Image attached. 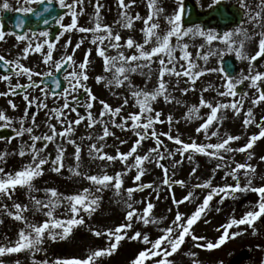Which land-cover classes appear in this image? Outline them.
Wrapping results in <instances>:
<instances>
[{
  "label": "snow or ice",
  "instance_id": "1",
  "mask_svg": "<svg viewBox=\"0 0 264 264\" xmlns=\"http://www.w3.org/2000/svg\"><path fill=\"white\" fill-rule=\"evenodd\" d=\"M136 0H118L120 19L116 22L121 28L133 29L135 21H142L143 33L142 42H138L133 36L129 35L126 39L123 35L114 31L111 25L103 23L101 20V9L104 5L100 0H95L94 4V25L91 27L82 26L79 24V17L85 12V0H58L59 7L67 10V15L70 16V23H63L64 15L56 18V23L60 27L59 33L49 40V32L41 31L39 33L32 32L31 34H9L15 35V39L24 44L21 51V56L15 60L6 59L4 55H0V62H3V67L10 69V74L0 75V81H5L8 84L6 91H0V97L21 96L25 102L24 115L19 119L18 126H14L13 118L7 114V111L0 109V128L12 127L15 136L7 139L6 142L11 143L12 139L20 138L21 147L17 155L20 157L30 156L28 163L14 171H7L5 166H0V201L3 198L12 200L11 205L0 203V212L11 217L23 226L19 228L17 238L14 241L0 243V264H5L3 257L6 255L21 253L27 251L31 254L32 264H99V258L112 255L120 243L125 240H133L142 242L145 247L131 260L130 264H175L173 257L185 244L186 238H191L195 248L213 250L223 245L228 239L238 237L243 231L229 230L236 227L239 229L241 225H246L253 228L255 232V222L264 217V183L260 185L254 184L256 166L248 162H235L232 167L228 163L227 154L233 153H248V161L253 158V153L249 150L254 148L257 141L264 139V115L257 119L253 109L264 103V71L256 68L255 62L259 59H264V0H258L253 4H249L248 0H238L240 9L243 10L245 19L241 21L232 30H225L222 33L215 30H206L200 25L192 27L185 26L183 17L186 13L184 0H176L177 7L172 14L165 17L167 25L164 29L159 23L160 13L164 9L158 5V0H147L148 13L146 17H142L136 13L130 15L129 11ZM52 0H47V4H51ZM224 0H211L208 5L209 9L218 8ZM32 5H45V0H23L14 11L29 14L35 12L40 15ZM10 4L8 0H3L0 3V10H9ZM44 12H49L47 6L44 7ZM47 24L48 21L44 20ZM24 21L19 20L17 27H23ZM246 25H250L251 29ZM259 29V31H257ZM78 31L79 33H90V43L95 46L96 54L103 60V71L110 73L111 78L106 79L105 76L99 75L95 77L96 83H101L106 80V87L115 86L116 88L127 87L130 90V95L134 103L130 104V100L126 95L122 99L120 106H113L104 99H99L93 92V89L88 86L90 57L92 49L89 48L83 57V60L77 62L75 55L77 50L85 43L82 37L72 47L71 52L68 48L72 45L71 37L63 44L65 54L59 59H56L54 52L59 45V41L66 33ZM186 37L202 38L201 48L207 46V50L201 53L196 51L193 53L187 42H184ZM240 37L239 40L236 38ZM257 37V48L254 52H246V42ZM5 39V33L0 31V41ZM219 42L224 46V50L229 53H235L236 57L245 60L248 63L247 72H241L238 76H232L225 72V69L216 67H201L197 60H203L207 64L210 56L217 55V52L212 48L214 42ZM115 50L116 54H109V50ZM125 50H131L130 54H126ZM179 50V55H177ZM32 53L40 54L42 63L48 66L46 71H38L30 66H26L22 60L29 58ZM223 53H221L222 55ZM158 65L157 84L154 88L147 87L138 88L133 83L131 76L133 73L139 72L141 75H147L151 79L152 66ZM67 66V67H65ZM71 69V71H68ZM147 69V73H145ZM64 71L63 80L67 82V86L59 93L52 91L46 85L41 86L43 77H52V83L56 88L61 87L59 80L55 79V73ZM224 72L222 77L223 83L220 88L215 89L218 100H208L203 92L209 89L204 88L199 97L198 105L193 104L188 107L187 114L184 119L191 121L193 119H201L202 122L195 129L196 133H202L205 139L209 142H198L195 139L185 141L179 134L173 135L172 124L178 123L174 121L172 115L163 118V113L155 109L154 104L159 98H163L165 102L171 103L175 98L170 94L169 87L171 86L167 77L174 76L177 79V86L182 78H187L186 83L191 84L190 87L180 89L183 94H188L190 91H195L197 81L206 73ZM15 76L17 82L12 83V77ZM27 79V83H20L21 78ZM41 78L39 81L35 78ZM248 83V88L254 92H238V86ZM211 87V86H210ZM31 89H36L40 95H32ZM85 94V100L81 101L78 93ZM57 98L62 100V104L52 107L47 113L48 133L41 135L35 134V130L40 127L37 123V116L31 115L28 111L33 105L36 109H49L48 98ZM231 98L226 100V98ZM249 102L251 107L244 110L245 102ZM98 102L102 107L97 116L93 114L94 103ZM179 104L180 100H175ZM7 104L11 109L15 110L18 105L8 99ZM79 105L86 110V114L82 115L77 107ZM131 107L134 110L124 114L123 109ZM207 108L209 112L206 118L200 116L201 109ZM223 110H232L236 116H243L242 127L247 129L254 126L258 132L247 137L246 143L243 146L232 147L233 142L241 140L240 135L225 134L218 142H210L213 137H220L219 124ZM69 113H75L76 118H70ZM30 117L31 124H27V119ZM107 118V119H105ZM55 120L57 123H51ZM87 121V127L93 128L100 125L102 134L96 137L97 142L90 143L88 152L93 159L101 161L113 162L119 161L124 165L123 171H117L114 175L103 172L102 174L82 173L80 170V161L82 155V147L73 138L76 126ZM167 123L169 129L166 132H157L156 125ZM27 125V126H26ZM112 128H119L123 131H131L135 137L129 150L122 152L119 148L115 150V155L109 154L104 149L107 147L105 143H100L106 138L115 135ZM215 128V130H211ZM27 136V140L23 138ZM161 137H166L168 141H172L177 147L175 150L169 149ZM59 139V142H58ZM89 140L93 137L89 136ZM146 140L154 141V147L147 150V153L138 154V149ZM127 140H120V144H127ZM50 144H55V158L51 160V171L61 173L65 164V155L67 145L74 146L73 157L75 166H70L68 171L74 176H81L91 182L95 191L92 188L85 187L82 190L65 195L58 192L55 188L45 190L46 199L42 200L32 192L35 189L33 181L35 178L44 174L45 165L50 163L49 159L42 154L48 149ZM42 145V146H38ZM187 154V155H186ZM196 154L204 155L210 159L218 160L212 168V173L215 174L221 169H226L224 172L225 180L231 177L234 183H223L217 185L214 183V175L203 179L192 186V188L181 199L172 196V203L177 206L174 218L171 223L160 229V233L155 239H151L146 232L134 231L129 235V231L133 229L135 222H142L145 226L149 224H159L152 215V210L155 205L150 200L146 202L142 211L134 206L133 193L142 192L145 189H150L159 199L160 187L165 186L171 192L173 184H179L186 187L182 180H173L169 176V168L165 167L160 161L172 159L174 162L172 168L181 164L186 158L190 163L194 162ZM179 155L180 160H175V156ZM8 152H0V165L6 164ZM155 157L156 166L163 172L161 185L154 183L142 182V177L146 174L145 162L151 163ZM129 158H133V163L129 164ZM264 161V156L260 157ZM199 165L191 169L190 175L195 176ZM136 169V174L132 177L134 187L126 189L127 199L124 201L126 206V214L124 222L113 228L105 229L104 231L90 229L96 237H106L108 246L90 250L86 256L77 257H57L54 260L42 259L37 260L36 254L45 251L43 244L46 238L52 241L65 240L69 238L75 227L85 223L81 213H94L100 206L101 197L97 193L102 192L106 188H112L117 195H121L125 183L124 177L128 175L132 169ZM243 170L245 182L241 183L240 174ZM175 173L173 172L172 175ZM17 188H26L29 193V199L32 203V208L36 212H42L45 219L37 222L30 220L26 213L32 210L28 204L16 202L13 196ZM205 190L203 200L199 203L195 210L190 214L179 211V206L187 202H192L196 198L195 190ZM251 192L257 195L258 199L249 210L240 217L232 216L229 220L221 224L216 229L221 232L219 237L213 241L205 236L195 234L194 225L206 215L210 207V202L214 198L219 197L220 203H223L227 198H236L237 193ZM50 193V195H49ZM66 203L68 212L66 218H59L55 213L56 210ZM137 203H143L137 202ZM220 209L217 208V211ZM169 212L172 211L170 208ZM208 221L205 220V223ZM0 223H3L0 220ZM7 240V238H5ZM203 241V243H200ZM185 255L195 257V252H188ZM15 264H20L17 260ZM192 264H200L197 259L192 260Z\"/></svg>",
  "mask_w": 264,
  "mask_h": 264
},
{
  "label": "rangeland",
  "instance_id": "2",
  "mask_svg": "<svg viewBox=\"0 0 264 264\" xmlns=\"http://www.w3.org/2000/svg\"><path fill=\"white\" fill-rule=\"evenodd\" d=\"M58 3V0H55ZM185 1V0H184ZM195 2L196 9L205 10L208 9V5L211 3V0H191ZM3 0H0L2 3ZM10 4V9H15L19 6V4L23 3V0H8ZM66 2H70V0H66ZM100 2L104 5L101 9V20L103 23L111 25L114 31L120 32L123 37L126 39L129 35L133 36L138 42H142L143 33L140 31L143 27L142 21H135L133 29H124L121 28L116 22L120 19L119 12L121 11L118 6V0H100ZM254 2H258V0H248V3L251 5ZM225 5L234 4L239 7L238 0H224ZM94 4L95 0H85V12L79 17V24L86 27H91L94 25ZM158 5L164 9V12L160 13L159 23L161 24V28L164 29L167 25L166 16L172 14L173 10L177 7L176 0H158ZM35 5H32L34 7ZM240 8V7H239ZM242 10V9H241ZM4 10H0L3 12ZM243 12V10H242ZM140 14L142 17H146L148 13L147 8V0H136L135 4L132 5L129 14ZM65 19L63 23H70V16L64 15ZM245 19L244 14L242 17V21ZM195 25H200L202 28L206 30H215L217 32H223L225 30H232L235 26H226L220 27L217 24L205 25L202 23H194L190 25H185L188 27H192ZM251 29L250 25H246ZM259 31V29H257ZM71 37L72 45L68 48V52H71L72 47H74L75 43L78 42L82 37L85 39V43L81 46L79 50H77L75 55V60L80 62L83 60L85 52L91 48V63L89 67V76L90 79L87 82L88 86L93 89L94 94L99 99H104L108 103L113 106H120L122 103V99L127 95L130 104L134 103L131 98L130 90L127 87L116 88L115 86L106 87V80L101 83H96L95 77L99 75L105 76L106 79L111 78L110 73H105L103 71V60L100 58L95 52V46H93L91 41L90 33H79L78 31H74L72 33H66L64 37H62L59 41V45L54 52V56L56 59H59L61 56L65 54V50L63 49V44ZM237 40L240 37L236 38ZM257 37H254L252 40L246 42L245 51L246 52H254L257 48ZM13 41L10 37H5V39L0 43H6ZM184 42H187L190 46V50L195 53L196 51H200L203 53L207 50V46L205 48H201L200 44L203 42L200 37H186ZM4 51H8L7 47H1ZM212 48L217 52V55L210 56L207 64L203 60H197V63L201 65V67H216L220 68V61L225 57H234L237 61V71L233 75L238 76L241 72H247L248 63L245 60L238 59L235 53H229L224 50V46L220 44L218 41L214 42ZM126 54H130L131 50H125ZM221 53H223L221 55ZM109 54L115 55V50H109ZM29 55V58L26 60H22V62L26 66H30L38 71H46L48 70V66H45L42 63V58L40 54L35 57ZM177 55H179V50H177ZM19 56V55H18ZM18 56L10 58H16ZM255 66L258 70L264 71V59H259L255 62ZM147 73V69L144 70ZM157 74H158V65L154 64L152 66L151 79L148 78L147 75H141L139 72L133 73L131 79L133 83L138 88L147 87L148 89H152L157 84ZM224 76L223 72H215L210 74H205L202 78H200L196 85L195 91H190L188 94H183L180 89L184 87H190V83H186L187 78H182L177 86V79L172 77H167L169 84L170 94L175 98L171 103L165 102L163 98H159L158 101L154 104L156 110L161 111L163 113V118L166 119L168 115H172L174 121H178V123L172 124V133L173 135L179 134L185 141H190L192 139L197 140L198 142H209L205 139V136L202 133H196L195 129L202 122L201 119H193L191 121H187L184 119L187 114L188 107L193 104L198 105V100L200 95L202 94V90L204 88H208L207 92H203V95L208 100H218L220 99L217 96L215 89L220 88L223 83L222 77ZM38 78V77H37ZM35 78V79H37ZM13 81H17L16 78L12 77ZM27 81L26 77L21 78L20 82ZM248 83L245 82L243 85H239L238 88L241 89L240 93L243 92H254V90H250L248 88ZM211 86V87H210ZM220 90H223L220 88ZM79 94V93H78ZM40 95V94H38ZM37 95V96H38ZM231 98H226L230 100ZM85 100V97L82 101ZM175 100H180L181 102L177 104ZM49 104V109L38 110L35 105L28 109L31 115L37 116V123L40 125L39 128L35 130V134L41 135L44 133H48L49 129L47 126V116L46 113L54 106L58 104ZM62 104V100L60 101ZM9 107V108H8ZM26 104L24 103L19 109L13 111L10 106H6L4 109L8 112L7 114L13 118L14 126H18L19 119L24 115V109ZM101 105L98 102L94 103V107L92 109L94 116H97L99 111L101 110ZM248 107H251L249 102H245L244 110L246 111ZM77 110L82 114H86L85 108L77 105ZM134 110L131 107H125L123 109L124 114L128 111ZM254 115L257 119L260 116L264 115V103L255 107L253 109ZM209 112V109L203 108L201 109L200 116L206 118V114ZM221 122L219 124L220 137H213L210 142H218V140L225 136V134H233L240 135L241 140L238 142H233L232 147L243 146L246 143L247 137L253 133L258 132L254 126L250 128L242 127L243 116H236L232 110H223L220 114ZM71 119H75V113H69ZM27 124H31L30 117L26 118ZM107 119V118H105ZM51 123H57L55 120H52ZM27 126V125H26ZM169 129V125L167 123L156 125L157 132H166ZM115 135L106 138L105 141L100 143H105L107 147H105V151L109 154L115 155V150L119 148L122 152H127L134 141L135 137L131 131H123L119 128L111 129ZM215 130V128L211 129ZM102 134V128L100 125H96L93 128L87 127V121L81 123L79 126H76L75 133L73 138L76 140L78 144L82 147V155L80 161V170L82 173L88 174H102L103 172H107L108 174L114 175L117 171H123L124 165L121 164L118 160L113 162L101 161L99 159H93L89 156L88 148L90 143L97 142L96 137ZM92 136L93 139L89 140L88 137ZM27 140V136L23 138ZM164 140L165 145L171 149L175 150L177 147L172 141H168L166 137H161ZM120 140H127V144H120ZM59 142V139H58ZM42 146V145H38ZM66 147V155L64 161V168L61 173H55L51 171L52 165L51 160L55 158V144H50L48 149L42 154L46 156L50 163L45 165L44 174L40 177L35 178L33 181L35 189L31 193V195L36 196L39 199H46L45 190L49 188H55L58 192L63 193L65 195L76 193L82 190L85 187L92 188L93 192L95 191L94 186L91 182L87 181L81 176H74L71 172L68 171L70 166H75V160L73 157L74 146L72 145H64ZM21 147V139L16 138L11 140V143H6L5 145H0V152H8L9 156L7 157L6 164L0 165L5 166L7 171H14L21 168L24 164L28 163L30 160V156L20 157L16 153L20 150ZM151 147H154V141L146 140L143 142L142 146L138 149V154H145L147 150ZM253 153V158L251 161H248V153H233L227 154L228 163L231 164L232 167L235 166V162H248L256 166L257 172L254 178V184L260 185L264 183V161L260 160L261 156H264V139L257 141L254 145V148L249 150ZM187 155V154H186ZM175 160H180L181 157L176 155ZM133 158H129L128 163H133ZM172 159H165L160 161V163L164 164L165 167L169 168V176L173 180H182L185 182L186 187H182L179 184H173L172 191L170 192L167 187L161 185V181L163 179L162 170L156 166L155 157H153V161L151 163L145 162V172L146 174L142 177V182L144 183H154L155 185H161L160 187V196L159 199L156 198L155 194L150 189H145L142 192L133 193L134 206L142 211L147 201H151L154 203L155 207L152 210V215L160 221L159 224H149L145 226L142 222H135L134 227L130 231H141L146 232L151 239H155L160 233V229L168 226L171 223V220L174 218L175 211L177 206L172 203V196L175 195L177 199H181L187 192L192 188V186L198 182H201L203 179H207L209 176L214 175V183L217 185H221L225 182L234 183L231 177H228L225 180L224 172L226 169H221L217 173H212V168L216 163H220L218 160L210 159L207 156L196 154L194 157V162H189L186 158L183 162L176 166L175 169L172 168L173 164ZM199 165L198 171L195 176L190 175L191 169ZM175 173L172 175V173ZM136 174V169H132L128 173L126 177H124L125 183L122 189L121 195H117L115 190L112 188H106L102 192L97 193L101 197L100 206L94 213H81L84 217L85 223L83 225L77 226L73 229L72 234L69 238L65 240H56L52 241L46 238L45 247L48 244L59 243L61 244V248L67 250V257L77 256L83 257L86 256L90 250H95L97 248H103L108 246V241L106 237H96L93 235L90 229H97L104 231L108 228H113L114 226L123 223L124 217L126 214V206L124 201L127 199L126 189L129 187H134V182L132 177ZM241 183L245 182L243 176V170L240 174ZM205 194V190L196 189L195 196L196 198L192 200V202H185L184 204L179 206V211L185 213L186 215H190L195 207L202 202L203 195ZM50 195V193H49ZM258 199L257 195L251 192L246 193H237L236 198H227L223 203H220V198L216 197L212 202H210V207L206 212V215L202 216L200 221L194 225L195 234L198 236H205L209 240L215 241L221 232H217L216 229L219 228L221 224L226 223L230 217L235 216L236 218H240L245 211L249 210L250 205L254 204ZM13 200L16 202H21L23 204H28L30 208H32V203L29 199V193L26 188H17L14 193ZM143 203H137L141 202ZM0 203H7L11 205L13 203L12 200H7V198H3ZM172 209L169 212V209ZM217 208L220 210L217 211ZM68 212V206L66 203L62 204L57 210L56 215L59 218H66L65 214ZM30 220H34L37 222L43 221L45 217L42 212H36L34 208L31 211L26 213ZM0 220L3 223H0V243H7V241H14L17 238V233L19 228L23 225L11 217H8L6 214L0 212ZM205 220L208 222L205 223ZM256 234H253V228H250L246 225H241L239 229L236 227L230 229L229 231H243L244 234L228 239L223 245L213 250H206L201 248H195L193 240L191 238H186V242L182 245L181 249L170 259L174 260L175 264H192L193 259H197L200 261V264H264V217L257 220L254 225ZM129 231V232H130ZM7 238V240L5 239ZM127 240H123L119 246L125 243ZM133 244L139 243V241H132ZM142 243V242H140ZM200 243H203L201 241ZM143 244V243H142ZM144 245V244H143ZM145 246V245H144ZM44 247V248H45ZM195 252L196 256H188L185 253ZM107 259V256H105ZM5 264H15L17 260L20 261V264H32L31 254L27 251L21 253H14L10 255H6L3 257ZM37 260H42L40 255H36Z\"/></svg>",
  "mask_w": 264,
  "mask_h": 264
},
{
  "label": "water",
  "instance_id": "3",
  "mask_svg": "<svg viewBox=\"0 0 264 264\" xmlns=\"http://www.w3.org/2000/svg\"><path fill=\"white\" fill-rule=\"evenodd\" d=\"M47 6L49 8V12H44V7ZM186 13L183 17L185 25L198 23L202 20H208L211 16L215 17V20L212 19L209 20L207 24H211L212 22H216L220 26H227V25H237L241 21L242 13L241 11L234 7L230 6L228 8V12L225 13V8L221 4L218 8H213L210 10H207L205 12L200 13L199 15L195 12V6L192 2L186 1L185 4ZM36 11L40 12V15L37 16L35 12L26 14L25 16L17 15L15 21V25L17 26L19 20H23L25 28H32V29H43V28H50L51 24H55L54 27H52L53 32L51 33L50 37L53 38L55 35H57L60 31V27L56 24V18L58 16L63 15L67 10L58 8L54 3H51L50 5L47 4L45 1V5H38L36 8ZM224 12V13H223ZM44 20H47L48 23L45 24ZM222 69H225V72L228 74H231L232 76L236 72V60L233 58L227 57L224 59L221 63ZM66 67V66H65ZM63 71V70H62ZM61 71V72H62ZM61 72H58L55 76V79L59 80L61 83V87L63 86L62 81L59 79V74ZM50 81L52 85V91L58 92L60 88H56L55 85L52 83V78H45L43 79V82L47 84ZM81 99V97H79ZM10 135L9 132H6V130H0V138ZM11 136V135H10Z\"/></svg>",
  "mask_w": 264,
  "mask_h": 264
},
{
  "label": "trees",
  "instance_id": "4",
  "mask_svg": "<svg viewBox=\"0 0 264 264\" xmlns=\"http://www.w3.org/2000/svg\"><path fill=\"white\" fill-rule=\"evenodd\" d=\"M133 231L129 232V235L132 234ZM127 241L123 243L121 246H118V249L110 256L99 258V262L101 264H130L131 260L138 254L140 250H142L145 246L140 243L133 244V240L126 239ZM45 244H43V248ZM61 244L53 243L48 244L44 248L45 251L37 253L40 255L41 259H49L54 260L57 257H67V250L61 248Z\"/></svg>",
  "mask_w": 264,
  "mask_h": 264
},
{
  "label": "flooded vegetation",
  "instance_id": "5",
  "mask_svg": "<svg viewBox=\"0 0 264 264\" xmlns=\"http://www.w3.org/2000/svg\"><path fill=\"white\" fill-rule=\"evenodd\" d=\"M11 14H13V13H11ZM22 29H23V27H21ZM7 32H5V37H10V38H12L13 39V41H11V42H6V43H0V55H4L5 56V58L6 59H9V60H15L16 58H10V56H12V57H15V56H21V49L23 48V46H24V44H22L21 42H19V41H17L16 39H15V35H9V34H12L13 32H12V27H9V26H7ZM9 29H11V32L9 31L8 32V30ZM40 31H37L36 33H39ZM25 33H28V34H31V32L30 31H26V32H24L23 34H25ZM16 34V33H15ZM20 34V33H19ZM0 42H2V41H0ZM1 47H7V49H8V51H4ZM31 56H34L33 55V53L32 54H30ZM39 54H36L35 53V57H37ZM18 56V57H19ZM68 71H71V69H68ZM8 74H10V73H1L0 72V75H8ZM64 74H65V72L63 73V76H64ZM14 78H16L15 76H13ZM17 81H13L12 80V83L13 84H15ZM28 81H22V82H20V83H27ZM67 86V82L65 81V87ZM7 87H8V84H7V82H5V81H0V91H6L7 90ZM49 88V87H48ZM30 92L32 93V95H38V94H40L39 92H38V90H36V89H31L30 90ZM78 95V94H77ZM8 99H12L17 105H18V107L15 109V110H13V111H16L17 109H19L20 108V106H22L25 102L22 100V97L21 96H13V97H0V109H4L6 106H8V104H7V100ZM48 101H49V103L50 104H60V101L61 100H59V99H57V98H53V97H49L48 98ZM73 106L74 107H77V105L76 104H73ZM9 108V107H8ZM5 110V109H4ZM8 113V112H7ZM9 128H12V127H9Z\"/></svg>",
  "mask_w": 264,
  "mask_h": 264
}]
</instances>
